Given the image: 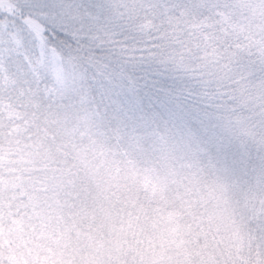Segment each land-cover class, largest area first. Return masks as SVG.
Masks as SVG:
<instances>
[{"label": "snow or ice", "instance_id": "6c2138e0", "mask_svg": "<svg viewBox=\"0 0 264 264\" xmlns=\"http://www.w3.org/2000/svg\"><path fill=\"white\" fill-rule=\"evenodd\" d=\"M0 264H264V0H0Z\"/></svg>", "mask_w": 264, "mask_h": 264}]
</instances>
